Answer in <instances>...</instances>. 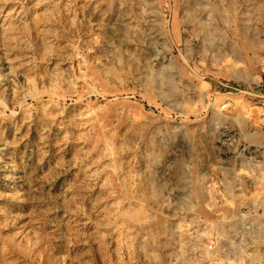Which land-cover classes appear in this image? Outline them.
<instances>
[{"label": "rangeland", "instance_id": "rangeland-1", "mask_svg": "<svg viewBox=\"0 0 264 264\" xmlns=\"http://www.w3.org/2000/svg\"><path fill=\"white\" fill-rule=\"evenodd\" d=\"M260 1L0 0V264H203Z\"/></svg>", "mask_w": 264, "mask_h": 264}, {"label": "built area", "instance_id": "built-area-1", "mask_svg": "<svg viewBox=\"0 0 264 264\" xmlns=\"http://www.w3.org/2000/svg\"><path fill=\"white\" fill-rule=\"evenodd\" d=\"M230 105L225 100L220 108ZM257 107L262 142L253 140L255 130L220 131L218 141L233 162L225 183L222 179L209 183L212 216H199L198 253L203 264H264V103Z\"/></svg>", "mask_w": 264, "mask_h": 264}, {"label": "crops", "instance_id": "crops-1", "mask_svg": "<svg viewBox=\"0 0 264 264\" xmlns=\"http://www.w3.org/2000/svg\"><path fill=\"white\" fill-rule=\"evenodd\" d=\"M258 6L264 7V3L260 1L258 3ZM264 26V23H263ZM259 40L260 44L259 46L255 47L254 49L249 52L251 56H259V65H260V73L256 72L254 70V65L251 63L245 64L243 67V72H247V74H244V77L241 80L242 82H235V83H223L224 86L228 88H232L234 90H229V93H238L239 91L242 96L238 98V103L245 105V112L248 111L252 112L253 107H257L259 103H264V32H259ZM263 40V42H262ZM236 72V71H235ZM241 72V70L239 71ZM253 72V73H252ZM241 79V76H240ZM234 91V92H233ZM226 92V93H228ZM232 101H230L231 109H234V105L236 104L234 102V99H232V96H228ZM230 108V107H229ZM229 108H227L229 110ZM225 109V110H227ZM245 120V119H244ZM247 120V119H246ZM227 181V180H226Z\"/></svg>", "mask_w": 264, "mask_h": 264}]
</instances>
